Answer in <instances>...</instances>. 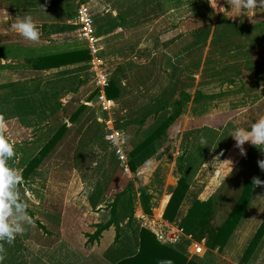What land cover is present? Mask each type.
Listing matches in <instances>:
<instances>
[{
  "label": "crops",
  "instance_id": "0c3cea01",
  "mask_svg": "<svg viewBox=\"0 0 264 264\" xmlns=\"http://www.w3.org/2000/svg\"><path fill=\"white\" fill-rule=\"evenodd\" d=\"M182 1L175 0L173 4L169 0H85L93 14L96 53L94 55L91 53L89 61L60 67H53V64H49L55 63L56 55L82 49L89 51V46L85 41L78 38V43H74L72 33H75L76 30L71 31L70 28L76 14L73 18L68 19V11H65L64 7L57 6L54 3L55 0H50V3L48 0L45 2L43 0H18L17 8H0L2 17L0 20V136H4L14 148L15 146L23 148L21 157L26 159V156L29 155L30 158L27 160L36 155V152L32 150L42 147H40L41 137L46 132L43 127L47 125H51L50 133L52 135L63 124L70 125L69 128L75 134L71 140L80 137L79 126H75L69 119L70 115L67 116V114L64 119L66 123L52 131V125L57 120L58 112L55 97L63 95L64 99H60L62 102L60 108L65 107L66 109L67 103L76 98L84 96L87 100L93 99L95 97L93 77L90 76V79H86L85 73H89L90 66L96 63H100L108 72L109 80L116 81V85L119 80L120 97L118 100L109 99L118 109L120 108L118 106L131 101L132 88H129L131 81L136 82L137 80L140 86H143L159 74L160 64L165 61L163 55L177 60V63L172 62L171 64L178 65L177 74L180 77L187 64V57L183 55L186 48V33L179 30V23H174L172 30L167 32L165 28L162 29V20L163 18L167 19L166 24H168L171 14H174L175 10L178 12L175 15L180 18L182 8H179ZM156 2L162 4L158 6L157 11L159 12L161 8L166 12V15L161 18L159 14L147 15L146 13L147 9L151 5H155ZM63 3L65 4L66 1ZM95 6L98 9H95ZM172 6L174 9H166V7ZM223 7L224 12L229 13L231 7H228L227 4ZM240 9L247 12L253 9L264 12L262 5L249 9L240 3ZM60 10L61 12H58ZM25 15L32 16L40 31L37 41L27 40L20 34L14 35V32L9 30L11 23L16 18H23ZM179 20L177 19V21ZM148 21H152L153 25L148 26ZM169 39L172 41L171 44L163 43L165 40L169 42ZM261 39L263 40V38ZM49 57H52L50 61L47 60ZM191 57L188 56V60ZM142 58H149L148 65H152L148 74H145L147 71L145 68L148 65L145 64L144 67L136 65V60ZM50 65L51 67H47ZM141 74L143 75L141 76ZM90 90L92 92L89 95ZM261 95L264 97V92ZM84 101L86 100L78 102L94 110L91 124L98 126L99 124L95 120L99 116L98 110L91 107V103ZM19 103L28 104L31 107L26 106L25 111H19L17 110L20 106ZM71 108L73 109L72 106ZM129 123L130 121L127 120L124 125H131ZM67 131L69 130L67 129ZM94 134L95 132H93ZM106 135L105 132L104 139L109 144ZM202 139L192 141L191 149L193 151H196L194 149L198 148ZM156 143L157 141L153 145ZM220 143L221 135L217 136L214 142L212 141L210 151L193 178L173 222L165 221L163 213L177 183L171 188V192L168 195H162L161 199L159 196L163 191L158 190L152 193L151 187L145 186L142 193L150 197L149 207L152 210L151 215H147L141 207L139 189L134 185L138 198L133 195L132 200L131 185L129 184L128 187L121 182L112 185L113 180L109 182V186L107 184L104 188H91L77 179L78 182L69 184L65 190L61 191L63 196L57 200L54 197V194H58V187H55V183H57V177L63 175L62 171L46 170L45 175L49 176V181L30 187L33 188L32 202L35 207L37 209L50 208L43 218L40 216V219L43 220L40 223L45 227L48 225V227L45 228V232L34 228L33 231L17 234L11 244L3 241V245L0 244L3 249L0 251V264H162L163 261H171L172 264H254L260 246L253 258L244 263L240 261L264 218V212L260 214L261 209L264 208V183L255 185V192L244 217L221 249L218 247L208 248L205 245V240L195 241L180 227L195 202L207 201L219 193V189L223 193L221 185L227 184V181L241 168V160L245 154H248L249 148L245 145H243L245 154H241L239 148L236 147V141L226 151L215 152V146ZM109 149L112 156L114 152L112 148ZM29 151L33 152V156ZM150 151L152 149L147 148L140 155H145ZM193 151L191 152L193 153ZM113 156L116 160V169L113 170L116 175L119 168L117 169V156L115 154ZM248 156L250 160L255 158ZM255 161L253 166L256 168H251V174H248L249 178L252 182L254 177L264 181V174L258 167L260 157ZM119 165L121 166V164ZM33 174L34 172L31 176ZM200 177H203L202 180ZM94 189L96 191L93 192ZM23 202L27 205L25 200ZM12 207L15 208V205ZM51 208H57V210L52 211ZM124 208H126L125 212H123ZM112 211L114 220H112L111 226L95 238L97 229L110 222ZM73 212L76 215H72ZM69 218L71 221H68ZM222 220L220 211L216 216V223ZM67 221L74 222L75 226L68 227ZM29 223L31 226L33 221ZM35 226L37 227L36 224ZM254 228L255 231H253ZM24 240L28 241L25 246L23 245ZM21 246L23 248L19 249Z\"/></svg>",
  "mask_w": 264,
  "mask_h": 264
},
{
  "label": "rangeland",
  "instance_id": "374dc122",
  "mask_svg": "<svg viewBox=\"0 0 264 264\" xmlns=\"http://www.w3.org/2000/svg\"><path fill=\"white\" fill-rule=\"evenodd\" d=\"M169 1L174 4L175 0ZM237 1L183 0L179 8H182L180 10V18L175 15L178 13L177 10L173 11L174 14H171V19L173 20L170 19L168 24H166L167 19L163 18L162 29L165 28L167 32L171 31L173 24L179 23V30L182 33H186L185 54H183L184 52L182 54L185 55L184 57H187V64L183 72H181L180 77L171 68L173 65L171 63H177V60L163 55L165 61H162L160 64V68L158 69L159 74L152 81L143 84V86H140L137 80L136 82L131 81V85L129 86L130 89L132 88L131 101L118 106L120 107L119 109L112 105L109 111L101 112L98 109L97 100L94 96V98L92 97L93 99L88 100L84 96L79 99L76 98L72 102L69 101L67 103V109L65 107L60 108V105H62L60 99H64V97L63 95L55 97L58 112L57 120L52 125V131H55L60 125L66 123L64 120L66 114L67 116L70 115L80 104L78 102L80 100H86L84 101L85 103H91V107H95L98 110L97 113L99 112V116L95 120L99 125H92V122H89L87 125L79 127L81 131L79 135L81 136L76 140H71L75 134L69 128L70 125L63 124L69 131L65 133L57 146L43 158L39 168L28 179L29 181L27 180L28 182L26 181L25 183L22 180L18 185L20 196L17 202L25 200L27 203L26 211L28 215L26 222H23V232L33 231L34 228L41 229L40 231L45 232V228L48 227V225L45 227L40 222L43 221V215L50 208L37 209L35 207L34 202H32L33 188L30 187L36 184L38 185L39 183L45 184L46 181H49V176L45 175L46 170L54 169L58 172L62 171L61 174L63 175L57 177V183H55V187H58V194H54V197L57 200H60L63 196L61 191L65 190L69 184H73L75 181L78 182L77 179L91 188H104L107 184L109 186V182L112 180V185H117L121 182L129 187L130 184L132 200L133 195L138 198L135 187L142 192L147 185L151 187L150 191H153L152 193L158 190L163 191L159 196L161 199L162 195H168L171 192V188L176 185L180 177L178 167L185 170L186 162L189 159L188 157L192 153L191 151H193L191 149L193 147L192 141L195 142L201 138L206 139V137L210 138L208 130L214 129L218 132V136L221 135V143L215 146V152L221 153L222 151H226L235 142L230 136L235 128L248 129L258 119L264 118V97L261 95L264 92V43H262L264 41L259 38L261 39L260 41L243 42L225 52L215 53L213 55L208 54V48L213 42L227 38L238 39L239 35L245 29L251 32L253 31V33H258V28L264 26V12L255 9L249 12L243 9L239 10ZM240 3H242V0H240ZM16 4H18V0H0V8H17ZM154 4L147 9V15L159 14L160 18L161 16H165L166 12L161 10V8L159 12L157 11L158 6L162 4H158L157 2ZM214 4L218 5V7H215ZM225 4L231 7L229 13L224 12L223 5L225 6ZM257 6L261 5L259 4ZM168 8L174 9L173 6L166 7V9ZM95 9H98V7ZM58 12H61V10ZM216 15L219 16L217 17ZM220 16L235 23L234 26L227 25V22L223 20L220 23L217 22ZM1 18L0 16V20ZM177 19L180 20L177 21ZM151 22L148 21V26H151ZM70 29L71 31L76 30L77 32V26L74 25V22ZM76 32L72 33L74 43H78V38L81 39ZM253 33L252 36L256 34ZM14 35H19V33L14 32ZM163 43L171 44L172 41L169 39V42L165 40ZM198 55H200L199 60H196L195 58ZM188 56L192 57L188 60ZM143 59L146 58L136 60V65H143V67L148 65L149 58L146 61H143ZM151 67L152 65L149 64L145 68L147 70L145 74H148L147 72L150 71ZM95 68L100 69L105 77L109 78V74L103 66L96 63L90 66V70L86 69L89 71V73H85L86 79H90V76L93 77L92 74L94 75ZM91 92L92 90L89 91V95ZM164 95L167 101L172 102L178 100V104L157 113L155 111L159 108L161 98ZM21 104H18L20 105L18 107L19 109H17L19 111H25L26 106L31 107L28 104ZM170 116H173V119L168 122L164 132L156 140L157 143L147 147L151 148L152 151L142 156L140 153L131 159L130 153L133 148L141 140L146 139L159 129V126ZM144 118H146L145 121L141 122ZM123 120L124 122H121ZM127 120L130 121L129 124L131 125H124ZM50 126L43 127L46 132L41 137L40 147L52 135L50 133ZM112 129L120 131L125 139L124 146H122L124 161L120 162L121 166L119 165V171L117 170L116 175H114L113 171L116 168L110 167L109 162L110 157H112L109 149L112 148L111 144H108L104 140L105 132L108 135ZM93 132H95L94 135ZM244 145L249 150L248 154L243 156L240 164L241 167L242 164H247L249 174L252 171L250 168H256V166H253L256 158L260 157V160H264V145L255 146L250 142H246ZM22 149L15 146V155L7 162L9 167L19 170L20 173L25 167V163L29 161L27 159L30 158L29 155L26 156V159L21 157ZM37 149L32 151L37 153ZM154 152L156 153L155 156ZM29 153L33 156V152L29 151ZM248 155L254 156L255 158L250 160ZM112 160L114 161L115 158ZM246 160L248 162H245ZM131 161L134 165V172L129 170ZM261 172L264 174V170H261ZM238 176L237 172L227 181L226 185L229 186L237 182ZM203 177H200L201 180ZM94 191L96 190L94 189ZM134 200L136 199L134 198ZM55 209L57 210V208ZM55 209H52V211ZM263 210L264 208L261 209L260 214L264 212ZM125 211L126 208L123 209V212ZM17 214L16 208L12 207V214L9 217L10 223L15 221L16 218L14 217ZM71 214L76 215L74 212ZM82 214L85 215V213ZM40 216H42L41 219ZM30 221H33L34 225L32 224L30 226ZM68 221H71V218ZM66 225L68 227L75 226L74 222H68ZM28 226L32 227V229H29ZM255 230L254 228L253 231ZM27 242L24 240L23 245H27ZM0 244L3 245V241H0ZM21 248L23 246L19 249ZM254 264H264V240L260 245L257 260Z\"/></svg>",
  "mask_w": 264,
  "mask_h": 264
},
{
  "label": "trees",
  "instance_id": "16d2710c",
  "mask_svg": "<svg viewBox=\"0 0 264 264\" xmlns=\"http://www.w3.org/2000/svg\"><path fill=\"white\" fill-rule=\"evenodd\" d=\"M45 2V0H43ZM54 1V0H53ZM66 1L64 4L63 2ZM50 3V0H48ZM59 7H64L65 11H68L67 18L71 19L76 14L77 5L75 0H55L54 2ZM54 6V4H53ZM227 22V25L234 26L235 23L226 20L223 16H220L217 22ZM253 31H249L245 29L239 35L238 39L234 38H227L222 39L216 42H213L210 47L208 48V54L213 55L220 52H225L234 48L236 45H240L243 42H252L258 41L259 38H263L264 40V26L262 28H258V33H253L255 35L252 36ZM52 57L47 58L50 61ZM55 63L53 67H60L65 65L77 64L81 62H86L91 60V54L87 49L77 50L73 52L58 54L55 56ZM196 60H199V55L196 57ZM47 67H51L47 66ZM172 70L177 73L179 70L177 64H173L171 66ZM121 94V88L119 84V80H109L108 87L106 89V96L110 100H118ZM178 104L177 101L169 102L167 101L166 96L164 95L161 98V103L159 108L155 112L164 111L168 107H172ZM1 114V113H0ZM94 110L86 105L79 104L72 114H70L69 119L75 126L83 127L87 125V123L93 121ZM173 119V116L168 117L166 121H164L152 135L147 137L144 141L139 143L137 146L133 148L130 153L131 159L138 156L142 153L147 147L153 144L158 137L164 132L167 124L170 120ZM78 127V128H79ZM67 128L62 125L52 136L51 138L38 150L36 155L30 159L23 170L21 171L22 180L27 181L31 174L37 170L43 160L58 144L59 141L62 140L63 136L65 135ZM97 134V133H96ZM208 134L210 138H206L203 140L205 143H200L198 148L196 149L195 153H191L188 157V161L186 162L185 170H182L178 167V172L180 178L178 179L176 188L172 193L165 211L163 213V219L168 222H173L177 210L183 201L186 192L188 191L190 184L195 177L196 173L199 170V167L204 160L205 156L210 151V147L212 146V141L218 136V132L214 129L208 130ZM211 139V140H210ZM105 140V139H104ZM106 141V140H105ZM107 142V141H106ZM108 143V142H107ZM113 154V153H112ZM114 155V154H113ZM112 155L110 159V167H115V158ZM181 160V159H179ZM120 161L117 157V169L119 167ZM251 169V168H250ZM249 169V170H250ZM114 170V169H113ZM130 170L134 172V165L132 161L130 162ZM248 166L245 163L241 168L237 170L238 172V181L234 182L227 186L224 183L221 185V190L223 193H218L210 197L205 202H195L191 207L190 211L188 212L187 216L181 223L180 227L181 230L191 236L195 241H202L205 240V245L208 248L214 249L218 247L221 249L225 243L228 241L230 236L236 231L239 222L244 217L249 203L253 197L255 192L256 186L250 180L248 176ZM236 172V173H237ZM234 173V174H236ZM108 182V181H107ZM225 189V190H224ZM220 192V190H219ZM141 207L145 214L151 215L152 210L149 207V200L150 197L145 195L141 192ZM222 213L223 220L216 223V216L219 213ZM112 220H114V212L112 211V217L109 223L104 226H100L94 237L97 238L100 233L107 228H109L112 224ZM264 238V218L262 223L260 224L259 228L257 229L256 233L254 234L253 238L249 242L244 252V255L241 258V263L246 262L247 260L253 258L256 254L258 247L260 246L261 242Z\"/></svg>",
  "mask_w": 264,
  "mask_h": 264
},
{
  "label": "clouds",
  "instance_id": "9594fccd",
  "mask_svg": "<svg viewBox=\"0 0 264 264\" xmlns=\"http://www.w3.org/2000/svg\"><path fill=\"white\" fill-rule=\"evenodd\" d=\"M244 7H257V3L264 6V0H242ZM240 6V0L237 7ZM13 32H17L25 39L37 41L40 31L33 21L32 16L25 15L23 18H16L9 28ZM236 141V147L239 148L244 155L243 145L250 142L252 145H264V118L258 119L250 128H235L230 135ZM201 143H205L202 139ZM14 155V146L0 136V241H6L11 244L15 235L24 231L23 222L27 218V205L21 200L17 202L20 196L18 185L22 181V175L19 170L9 167L8 160ZM259 168L264 170V160L258 161ZM258 177L253 178L254 185H261ZM12 205H15L18 213L15 222L10 223L9 217L12 214ZM0 251H3L0 246ZM162 264H172L171 261H163Z\"/></svg>",
  "mask_w": 264,
  "mask_h": 264
},
{
  "label": "built area",
  "instance_id": "2783aa9c",
  "mask_svg": "<svg viewBox=\"0 0 264 264\" xmlns=\"http://www.w3.org/2000/svg\"><path fill=\"white\" fill-rule=\"evenodd\" d=\"M77 5L76 16L73 19L74 25L77 26V32L80 38L89 46V53L95 54L96 49L94 44L96 42L93 35V14L90 8L85 3V0H75ZM100 64V63H98ZM93 84L95 88V97L97 100L98 109L102 112H107L112 108L113 103L106 96V89L109 84V78L105 77L100 69H94ZM111 144L114 154L118 157L120 162L124 161V138L120 131L112 129L107 137ZM199 251V250H198Z\"/></svg>",
  "mask_w": 264,
  "mask_h": 264
}]
</instances>
